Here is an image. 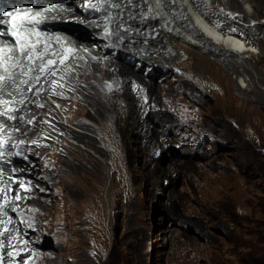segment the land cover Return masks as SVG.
<instances>
[{"label": "rangeland", "instance_id": "obj_1", "mask_svg": "<svg viewBox=\"0 0 264 264\" xmlns=\"http://www.w3.org/2000/svg\"><path fill=\"white\" fill-rule=\"evenodd\" d=\"M246 2L253 12L244 19L226 14L229 21L224 24L220 8L243 12L240 3L204 2V13L223 31L236 32L260 51L246 57L250 71L237 66L231 71L235 83L237 75L249 83L245 95L235 87V113L227 102L229 92L205 91L185 78L182 63L189 58L158 68L121 48L118 52L131 58L132 69L138 68L160 89L151 105L121 120L116 133L102 131L104 122L69 121L61 114L64 126L84 130L106 149L100 159L107 181L95 206L76 199L63 185L55 186L53 218L61 225L59 231L27 233L37 238L36 248L53 251L50 264H264V23L250 24V19L264 16V0ZM82 27L93 32L98 28ZM141 40L148 45V37ZM77 55L73 52L69 62ZM44 96L62 113L64 106L50 92ZM10 117L8 130L13 132L16 115ZM43 122L56 131L55 141L69 137L47 119ZM77 142L96 155L93 144ZM32 158L38 156L26 161Z\"/></svg>", "mask_w": 264, "mask_h": 264}, {"label": "bare ground", "instance_id": "obj_2", "mask_svg": "<svg viewBox=\"0 0 264 264\" xmlns=\"http://www.w3.org/2000/svg\"><path fill=\"white\" fill-rule=\"evenodd\" d=\"M5 1L15 0L0 3ZM43 1L59 21L43 25L39 37L30 31L28 38L33 42L23 45L26 54L19 57L17 77L0 91V111H6L0 118V264L52 262L53 251L36 248L37 238L27 233L59 231L61 225L53 218L52 204L57 184L94 206L104 192L107 177L100 157L105 158L106 149L84 130L64 126L61 114L69 121L104 122L102 131L108 128L116 133L121 120L139 115L144 109L138 108L151 105L160 94L150 78L138 68L132 69L131 58L119 49L129 50L132 57L148 60L158 68L173 67L180 59L189 58L182 63L185 78L205 91L215 89L228 96L229 92L227 102L233 113L235 87L238 84L239 92L245 95L249 83L239 75L235 83L231 71L236 66L242 72L250 71L246 57L260 52L236 32L223 31L209 13H204V2L214 4V0ZM234 1L243 12L221 7L225 13L222 24L229 21L226 14L244 19L253 12L246 0ZM251 23L263 24L264 16L250 19ZM83 25L98 28L93 32ZM143 36L149 38L148 45L141 40ZM176 40L197 52L182 49ZM73 52L78 55L69 62ZM4 75L0 66V76ZM45 92L64 106L62 113L45 98ZM10 114L16 115L13 132L8 130ZM43 119L70 138L55 141L56 131L46 128ZM77 139L93 144L96 155ZM32 154L38 159L26 161ZM118 167L115 155L112 174L118 173ZM28 186H32L31 191Z\"/></svg>", "mask_w": 264, "mask_h": 264}, {"label": "snow or ice", "instance_id": "obj_3", "mask_svg": "<svg viewBox=\"0 0 264 264\" xmlns=\"http://www.w3.org/2000/svg\"><path fill=\"white\" fill-rule=\"evenodd\" d=\"M92 7H96L95 5H92ZM50 10V9H49ZM23 19V17H22ZM28 22H29V25H31V32L36 35L37 37H39L40 33L38 31H36V28L35 26L38 25L40 22L35 18V17H29L28 18ZM13 28H16L17 25L14 23L12 25ZM25 30H28V29H25ZM10 35L15 39V43L20 46L19 50L21 52L22 55L26 54L25 53V50H24V46L23 44L21 43V40H22V37H21V33L19 31H12L10 33ZM32 47H35V45H33ZM3 49H0V52H2ZM9 52H11V49L8 50ZM69 51H71V49H69ZM30 58V57H29ZM49 64H52L54 63L53 61H48ZM5 77L4 76H0V84H2L4 81H5ZM0 115H3V113H0ZM9 119H11V117H9ZM17 199H19V197H17Z\"/></svg>", "mask_w": 264, "mask_h": 264}]
</instances>
